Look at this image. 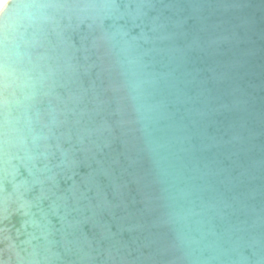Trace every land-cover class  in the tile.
<instances>
[{
	"label": "water",
	"instance_id": "1",
	"mask_svg": "<svg viewBox=\"0 0 264 264\" xmlns=\"http://www.w3.org/2000/svg\"><path fill=\"white\" fill-rule=\"evenodd\" d=\"M0 264H264V0H5Z\"/></svg>",
	"mask_w": 264,
	"mask_h": 264
},
{
	"label": "rangeland",
	"instance_id": "2",
	"mask_svg": "<svg viewBox=\"0 0 264 264\" xmlns=\"http://www.w3.org/2000/svg\"><path fill=\"white\" fill-rule=\"evenodd\" d=\"M4 1H5V0H0V7H1L2 3H4Z\"/></svg>",
	"mask_w": 264,
	"mask_h": 264
},
{
	"label": "bare ground",
	"instance_id": "3",
	"mask_svg": "<svg viewBox=\"0 0 264 264\" xmlns=\"http://www.w3.org/2000/svg\"><path fill=\"white\" fill-rule=\"evenodd\" d=\"M3 4V3H2Z\"/></svg>",
	"mask_w": 264,
	"mask_h": 264
}]
</instances>
